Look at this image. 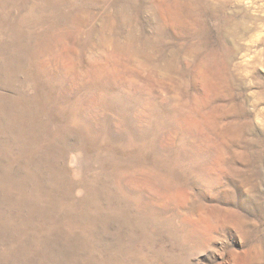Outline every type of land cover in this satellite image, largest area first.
Returning a JSON list of instances; mask_svg holds the SVG:
<instances>
[{"label":"rangeland","instance_id":"1","mask_svg":"<svg viewBox=\"0 0 264 264\" xmlns=\"http://www.w3.org/2000/svg\"><path fill=\"white\" fill-rule=\"evenodd\" d=\"M0 264H264V0H0Z\"/></svg>","mask_w":264,"mask_h":264}]
</instances>
